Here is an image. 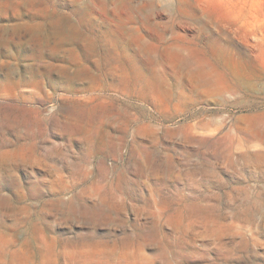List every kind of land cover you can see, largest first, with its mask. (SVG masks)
I'll list each match as a JSON object with an SVG mask.
<instances>
[{
	"label": "rangeland",
	"instance_id": "374dc122",
	"mask_svg": "<svg viewBox=\"0 0 264 264\" xmlns=\"http://www.w3.org/2000/svg\"><path fill=\"white\" fill-rule=\"evenodd\" d=\"M0 264H264V0H0Z\"/></svg>",
	"mask_w": 264,
	"mask_h": 264
},
{
	"label": "bare ground",
	"instance_id": "6f19581e",
	"mask_svg": "<svg viewBox=\"0 0 264 264\" xmlns=\"http://www.w3.org/2000/svg\"><path fill=\"white\" fill-rule=\"evenodd\" d=\"M29 8H31V10L33 11V10H36V8L35 7H33V6H29ZM11 9V11L12 12H15V11H17L18 10V7L16 8V7H12V8H10Z\"/></svg>",
	"mask_w": 264,
	"mask_h": 264
}]
</instances>
